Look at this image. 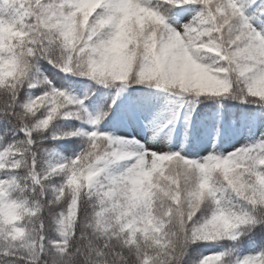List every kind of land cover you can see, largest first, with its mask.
I'll return each mask as SVG.
<instances>
[{
    "label": "snow or ice",
    "instance_id": "snow-or-ice-1",
    "mask_svg": "<svg viewBox=\"0 0 264 264\" xmlns=\"http://www.w3.org/2000/svg\"><path fill=\"white\" fill-rule=\"evenodd\" d=\"M0 264H264V0H0Z\"/></svg>",
    "mask_w": 264,
    "mask_h": 264
}]
</instances>
